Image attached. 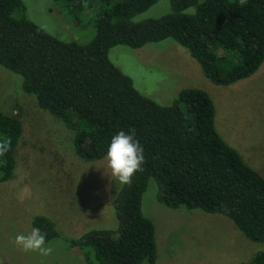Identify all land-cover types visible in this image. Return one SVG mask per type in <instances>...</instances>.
<instances>
[{"label":"trees","instance_id":"16d2710c","mask_svg":"<svg viewBox=\"0 0 264 264\" xmlns=\"http://www.w3.org/2000/svg\"><path fill=\"white\" fill-rule=\"evenodd\" d=\"M52 1L61 13L94 4L100 10L102 4L93 38L59 41L28 19L21 0H0V66L21 75L23 91L74 132L81 160L103 159L122 130L145 156L143 170L112 200L116 229H90L66 240L79 248L83 263L155 264L154 227L141 209L150 180L163 206L224 216L264 246V178L218 135L208 95L188 89L172 105L160 106L108 59L118 45L138 49L172 39L216 86L250 78L264 61V0H168L167 14L142 20L137 18L161 0ZM21 136L18 116L0 111V142H11L0 155V184L13 178ZM33 228L47 234L46 243L60 236L44 216L33 218ZM246 264H264V250Z\"/></svg>","mask_w":264,"mask_h":264},{"label":"rangeland","instance_id":"374dc122","mask_svg":"<svg viewBox=\"0 0 264 264\" xmlns=\"http://www.w3.org/2000/svg\"><path fill=\"white\" fill-rule=\"evenodd\" d=\"M21 1L28 19L62 42L88 43L103 9L94 4L61 13L52 0ZM168 12V0H161L137 20ZM108 59L142 96L160 106L172 105L184 90L205 92L214 106L218 135L264 178V61L250 78L216 86L172 39L138 49L118 45ZM22 84L21 75L0 66V111L16 114L22 125L13 178L0 184V264H84L79 248L66 240L90 229H116L112 200L122 185L111 178L106 156L94 162L77 157L74 132L41 109ZM157 193L150 180L141 203L143 216L154 227L155 264H246L264 250L226 217L167 208ZM36 216L49 218L60 234L46 243L54 249L48 257L24 252L15 243L17 234L31 232Z\"/></svg>","mask_w":264,"mask_h":264},{"label":"clouds","instance_id":"9594fccd","mask_svg":"<svg viewBox=\"0 0 264 264\" xmlns=\"http://www.w3.org/2000/svg\"><path fill=\"white\" fill-rule=\"evenodd\" d=\"M11 142H0V155L10 150ZM107 168L111 169V178L114 177L119 185L132 183L134 174L142 171L145 163L144 149L134 136L120 131L115 134L110 142L106 154ZM47 234L39 228H33L29 234H17L15 243L24 252H37L41 256L52 255L54 249L46 245Z\"/></svg>","mask_w":264,"mask_h":264}]
</instances>
